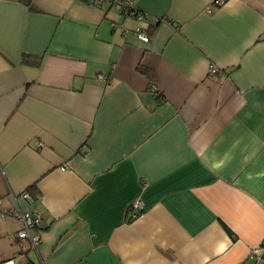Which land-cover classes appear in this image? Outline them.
Wrapping results in <instances>:
<instances>
[{
	"label": "crops",
	"instance_id": "0c3cea01",
	"mask_svg": "<svg viewBox=\"0 0 264 264\" xmlns=\"http://www.w3.org/2000/svg\"><path fill=\"white\" fill-rule=\"evenodd\" d=\"M92 1L0 0V262L264 264V0Z\"/></svg>",
	"mask_w": 264,
	"mask_h": 264
},
{
	"label": "built area",
	"instance_id": "2783aa9c",
	"mask_svg": "<svg viewBox=\"0 0 264 264\" xmlns=\"http://www.w3.org/2000/svg\"><path fill=\"white\" fill-rule=\"evenodd\" d=\"M227 0H213L210 4L208 10L212 7L220 6ZM104 3H109L117 7L123 16H130L136 18H146L144 14L140 13L136 10L134 5V0H93L92 4L97 7H101ZM138 37L146 42L148 41L149 37L145 35V33L141 32L140 30L137 31ZM208 73L215 74L217 73V68L213 64L208 65ZM100 79H103L104 76L99 75ZM155 91L154 88H152ZM21 196L24 199H29L30 195L28 192H23ZM13 199L15 197L13 196ZM142 210V205L140 200H136L132 203L131 206V216H136ZM4 215L11 217L17 220L20 223V229L17 232V236L19 239L27 240L32 247H35L40 241V231L42 227V218L40 215L32 210V209H21L18 205L14 202V205L11 209L4 212ZM0 264H6L0 262Z\"/></svg>",
	"mask_w": 264,
	"mask_h": 264
},
{
	"label": "trees",
	"instance_id": "16d2710c",
	"mask_svg": "<svg viewBox=\"0 0 264 264\" xmlns=\"http://www.w3.org/2000/svg\"><path fill=\"white\" fill-rule=\"evenodd\" d=\"M31 56L29 55V54H27V53H24L23 55H22V61H24L25 63H31V64H33V65H37L38 64V61H36L35 59H31L30 58ZM142 71L144 72V74L145 75H147L148 77H151V73H150V70H148V69H143L142 68ZM228 231L230 232V230L228 229Z\"/></svg>",
	"mask_w": 264,
	"mask_h": 264
}]
</instances>
